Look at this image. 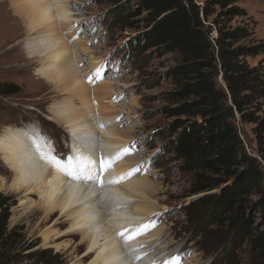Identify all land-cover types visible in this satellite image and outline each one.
<instances>
[{"label":"rangeland","instance_id":"rangeland-1","mask_svg":"<svg viewBox=\"0 0 264 264\" xmlns=\"http://www.w3.org/2000/svg\"><path fill=\"white\" fill-rule=\"evenodd\" d=\"M206 1L194 0L200 6ZM235 1L242 15L234 18L229 26L244 28L250 35L248 39L264 44V0ZM26 2L0 0V136L8 128L19 132L38 129L46 138L42 147L46 149L45 152L51 151L64 161L74 151L72 141L75 138L68 132L66 125L54 119L52 111L65 108L73 110L79 108L82 101L70 95V87L61 80L63 74L58 71L61 68H57L51 53L39 58L28 56L25 44L32 38L30 33L33 32L23 15V4ZM50 6L55 10L58 7L61 9V12L55 13L57 22L69 17V24L61 32L67 40L60 34L70 46L67 60L72 59L75 70L87 74L84 83L89 93L83 97L93 101L92 104L89 101L88 112L91 111L89 116L99 129L96 134L88 130L83 133V138L89 142L90 150L97 153L98 157L105 158V161L110 162L106 158L109 152L116 153L119 150L113 164L110 163L107 169L116 168L117 164L123 163V158H134L135 162L127 177L129 180L139 178L148 187V201L155 208V213L145 218L139 226L144 231L136 242H143L139 241L140 238L147 237L148 240L153 231L158 229L162 233L158 236L159 242L149 249L139 264L150 261L151 264H223L225 256L220 254L213 259L201 250L205 248L203 241L206 237L203 233L206 230L201 231L207 222L201 225L198 221L194 222L191 214L185 210L194 198L188 196L192 177L181 171L169 144L172 136L169 128L171 120L166 118L162 109L168 105L167 94L173 88L169 73L176 66L177 55L164 53L159 48L145 49L138 46L136 38L144 30L146 16L138 12L139 7L133 1L65 0L60 4L59 1H50ZM210 12L206 27L211 28L212 36L215 37L212 23L214 20L222 21V18L218 16L220 11L217 8H210ZM246 61L251 67L262 66L264 70V53L247 58ZM98 86L110 91L101 100L113 107L109 115L117 114L115 119L105 120L107 124L104 126L119 124L127 137V142L117 149L104 147L101 143L106 127H103L104 130L99 127L102 123L97 108L101 105L96 98L93 99L91 91ZM6 90L13 93L6 94ZM234 120L246 151L260 160L252 132L254 126L241 123L238 115ZM46 165L48 172H53L52 165ZM4 170L0 157V193L10 198L8 230L11 244L8 245V251L4 252L8 257L6 263L78 264L84 249L75 253L69 247H73L79 237L76 240L66 238L55 242L52 238L48 239L52 234L45 235V231L51 227L52 219L50 224L40 228L38 225L45 215L40 213L38 217L33 216L34 209L40 206L39 197H28L9 189L13 177L12 174L6 175ZM102 201V211L105 215L109 214L113 207L110 204L114 201L111 198ZM138 202L135 200L136 204ZM205 241L207 243V239ZM137 246L127 248V245H123L127 251L122 256H133L130 251ZM43 252L50 257L43 256ZM94 257L92 255L82 264H89Z\"/></svg>","mask_w":264,"mask_h":264},{"label":"trees","instance_id":"trees-1","mask_svg":"<svg viewBox=\"0 0 264 264\" xmlns=\"http://www.w3.org/2000/svg\"><path fill=\"white\" fill-rule=\"evenodd\" d=\"M129 1L146 16L138 46L177 55L162 110L171 120L170 147L181 171L192 177L188 196L194 198L185 210L194 222H207L201 250L213 259L225 256L223 264H264V70L246 61L263 54L264 44L229 26L242 15L235 0L202 6L194 0ZM210 8L222 18L212 23L215 37L206 27ZM236 115L254 126L260 160L246 151ZM9 202L0 193V264H7L11 244Z\"/></svg>","mask_w":264,"mask_h":264},{"label":"bare ground","instance_id":"bare-ground-1","mask_svg":"<svg viewBox=\"0 0 264 264\" xmlns=\"http://www.w3.org/2000/svg\"><path fill=\"white\" fill-rule=\"evenodd\" d=\"M26 1L23 4L25 7L23 15L29 24L30 30L33 32L30 33L32 38L28 39L25 44L28 56L39 58L43 54L51 53L57 68H61V70H58L61 71L60 74H63L61 75V80L68 83L70 87V95L82 101L79 108L52 111L54 119L56 118L59 124L66 125L68 132L77 140L69 136L72 140L74 139L72 141L74 151L69 154L66 160L60 159L61 164L67 165L69 157L72 158L70 170L76 175V178L73 179L53 166L51 168L53 169L52 174L48 172L49 169H47L46 162L39 158L35 147L24 135V131L19 132L8 128L0 136V157L5 166V174H12L13 177L9 189L28 197H39L40 206L34 209L33 216L36 217L40 213L45 215L38 225L40 228L45 227L52 219L51 227L45 231V235L52 234L48 239L52 238L53 242H55L66 238L76 240L79 237V241L77 243L74 242L73 247H69L75 253L84 249L78 264L84 263L92 255H95V257L89 264H139L143 257H146L149 253V249L159 242L158 236L162 233V230L153 231L152 235L148 237L149 241L146 240L147 237L145 239L140 238L139 241H143L140 243L136 242L139 235L125 243L123 242L124 238L118 236L117 233L128 230L125 231V236L133 235V230L139 228L144 223L145 218L155 213V208L151 207L148 201V187L139 178L128 179L127 176L135 162L132 157L123 158V163L117 164L116 168L111 167V169L106 171H100V179L103 180V186L100 185L95 177L92 180H88L80 174V164L77 161V157L90 156L95 161L98 170L101 160H105V158L102 156L98 157L97 153H93L90 150L89 142L83 138V133L91 130V134H96L99 128L97 123L94 124V120L90 118L91 115L89 116L91 111L88 112L93 101L91 102L89 97L86 99L83 97L84 94L88 96L89 93V88L84 83L87 74L75 70L72 66V59L67 60L70 54V46L65 43V37L61 32L63 27L69 24V17L66 16L63 20L60 19L58 23L56 20L58 16L54 17L57 11L61 12V9L58 7L55 10L50 6V1L57 3L59 1L60 4L61 1L64 2L65 0ZM62 8L67 9L63 5ZM60 34L64 39L61 38ZM103 88L98 86L91 91L93 99L96 98L101 105V107L95 106L98 107L99 114L97 115L101 117L100 123L104 126L107 124L105 120L115 119L117 114L115 112L109 115V113L113 112V107L101 102L110 93L107 88ZM92 106L91 109L93 110ZM114 124L104 126L106 131L102 134L101 143L104 147L117 149L118 146L127 142V137L124 131L119 128V124ZM36 142L39 143L36 144L41 151L53 155L51 151L45 152L46 149L42 148L45 145L43 140L38 139ZM117 152H109V156H106L111 164H113L112 161L116 157ZM123 154L125 153L123 152ZM113 180H120L121 182L111 183ZM0 182L2 181L0 180ZM106 198H111L114 203H109L113 207L111 212L105 215V212L102 211V208H104L102 200ZM135 200L139 202L136 204ZM100 242L103 244H100ZM123 245H127V248L134 245L138 246L130 251L133 252V256L125 258L122 255L127 250L124 249L126 246L123 247ZM140 246L141 248L137 250ZM153 249H156V247ZM150 262L147 264H151Z\"/></svg>","mask_w":264,"mask_h":264},{"label":"snow or ice","instance_id":"snow-or-ice-1","mask_svg":"<svg viewBox=\"0 0 264 264\" xmlns=\"http://www.w3.org/2000/svg\"><path fill=\"white\" fill-rule=\"evenodd\" d=\"M101 129H103V125L99 126ZM24 135L28 138L29 142L33 144L35 147V150L37 151V154L39 158L43 161H45L48 164H51L53 167H55L57 170L64 172L66 175L71 176L73 179L76 178V175L70 170L72 167V158L69 157L68 164L64 165L61 164V161L58 157L46 154L43 151L40 150L39 146L36 144L37 139L46 140L45 137H43L42 133L38 129H33L32 131H25ZM49 147H51L49 145ZM77 161L80 164L79 172L81 175L86 177L88 180H92L94 177L96 180L100 183L101 186H103V180L100 179V171H106L108 167H110V162L101 160L100 162V168L99 170L96 167L95 161L90 156L85 157H77ZM120 180H113L111 183H120ZM128 231V230H125ZM125 231H120L117 233L118 236L124 238V242L127 243L135 238L136 235H140L143 233V228H137L134 231L133 235L125 236Z\"/></svg>","mask_w":264,"mask_h":264},{"label":"water","instance_id":"water-1","mask_svg":"<svg viewBox=\"0 0 264 264\" xmlns=\"http://www.w3.org/2000/svg\"><path fill=\"white\" fill-rule=\"evenodd\" d=\"M221 82H222V80H221ZM225 87V86H224Z\"/></svg>","mask_w":264,"mask_h":264}]
</instances>
